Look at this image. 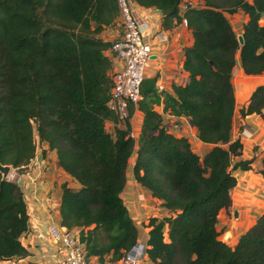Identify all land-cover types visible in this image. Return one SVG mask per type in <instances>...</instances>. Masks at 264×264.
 <instances>
[{"label":"trees","instance_id":"1","mask_svg":"<svg viewBox=\"0 0 264 264\" xmlns=\"http://www.w3.org/2000/svg\"><path fill=\"white\" fill-rule=\"evenodd\" d=\"M162 15V27L184 20L192 36L184 49L183 85L157 91L143 79L136 140L129 124L116 123L105 102L111 88L108 42L98 34L118 17L115 0H0V163L18 173L34 156L33 132L55 153L57 165L78 183L61 184L60 225L78 228L85 256L122 259L136 242V228L119 193L134 150L133 179L160 201L168 215L149 216L143 254L150 264H264V211L229 246L215 230L218 211L227 207L235 184L231 163L241 142H229L234 97L230 84L237 51L245 74L264 72V0H202L181 14V0H132ZM242 11L239 45L225 14ZM189 119L197 138L211 147L196 155L185 137L167 132L154 110ZM264 87L256 86L241 117L262 115ZM132 108L129 107V114ZM264 178V154L259 171ZM164 227L166 231L164 232ZM27 214L17 183L0 179V261L25 257L19 241Z\"/></svg>","mask_w":264,"mask_h":264},{"label":"crops","instance_id":"2","mask_svg":"<svg viewBox=\"0 0 264 264\" xmlns=\"http://www.w3.org/2000/svg\"><path fill=\"white\" fill-rule=\"evenodd\" d=\"M199 6L202 0H194ZM251 2V0H247ZM132 11L135 17L148 22L144 39L150 45V56L144 71V79L153 81L157 91L171 93L172 85H183L187 80V72L182 68L184 49L192 42L190 31L183 21L171 26L162 27V15L153 8H144L132 1ZM232 31L241 35L242 25L247 19L242 11L225 14ZM258 23L264 25V12ZM120 28L118 17L104 28L97 36L103 42L118 38ZM103 54L110 61V73L117 69L119 64L110 59L104 49ZM230 84L232 86L234 105L229 131V142L238 139L242 147L231 156V163L236 161H249L250 168L242 170L236 168L232 171L235 184L229 191V203L227 207L218 211L215 230L218 239L229 246H233L238 236L250 227L256 217L264 211V178L259 173L261 159L264 154V108L262 115L251 113L241 117L239 109L245 107L249 96L256 86L264 87V72L256 75L245 74L240 66L238 53L234 55V66L231 70ZM154 110L160 114L162 124L167 132L176 137H185L190 149L201 157L210 147V144L201 142L197 138L195 127L184 116H173L162 111L161 100L154 105ZM142 113L137 105L132 107L129 124L130 129L139 133ZM114 127L121 125L111 121H104L106 132L113 134ZM46 146V145H45ZM136 145H134V150ZM134 150L127 160L126 181L119 193L123 205L127 209L128 216L136 228V242L145 246L147 239L146 219L149 216H167V210L160 206V201L151 197L149 192L140 186L131 173L134 161ZM53 161L43 162L44 169L39 173L31 174L40 176L32 181L30 176L19 174L17 182L21 190L27 214V229L19 237V241L28 254L22 258L0 261V264H57L59 259V245L53 243L47 235L46 227L51 224L60 225L58 206L60 201L61 184L70 188H77L78 183L66 174L56 162L54 151ZM41 162V161H40ZM128 163L130 169L127 171ZM77 233L78 228H70ZM166 227H164V232ZM136 264H150L146 256ZM110 254L104 256L102 264H121V259L110 261ZM143 258V259H142ZM90 264H98L97 257H89Z\"/></svg>","mask_w":264,"mask_h":264},{"label":"built area","instance_id":"3","mask_svg":"<svg viewBox=\"0 0 264 264\" xmlns=\"http://www.w3.org/2000/svg\"><path fill=\"white\" fill-rule=\"evenodd\" d=\"M115 2L120 35L110 40L105 50L109 58L116 60L119 66L110 73L111 88L105 105L115 115L116 123L124 127L126 122L129 124V107L137 105L141 98L140 85L149 61L150 45L144 39L148 22L135 17L132 11V0H115ZM188 7H199V5L194 0H181L178 4L179 13L181 14ZM128 136L133 140L137 137L130 129V124ZM34 160H37L36 156H33L25 166L22 172L24 175L34 170L41 172L39 169L41 162ZM16 179L18 182L19 174ZM46 232L50 240L59 245L60 256L57 264H90L89 258L85 256L84 244L79 241L77 233L54 223L46 227ZM137 246L140 247L135 261L137 262L143 254L144 245L135 242L130 252L128 251L122 257L121 264H127V260L132 258V252Z\"/></svg>","mask_w":264,"mask_h":264},{"label":"rangeland","instance_id":"4","mask_svg":"<svg viewBox=\"0 0 264 264\" xmlns=\"http://www.w3.org/2000/svg\"><path fill=\"white\" fill-rule=\"evenodd\" d=\"M33 141H34V145H35L34 156H36V159H37V160H34V161L35 162L41 161L40 164H42V165L39 167V169H40V171H42V169H44L43 167H45L44 164H43V162H48L49 163L50 161H53L54 154H53V152H51L50 150L47 149V147L45 146L46 145L45 143L39 142L37 140L36 135H35L34 132H33ZM129 169H130V163H128L127 171H129ZM18 174H20V173L16 172L14 170V168H13V170L11 171V173H10V175L8 177V180H12L14 182H17V179L16 178H17ZM27 176H30V179H33V181H34L40 175L39 174L33 175V174L30 173ZM146 221H147V219H146ZM142 255L139 257V259L137 260V262L141 259V257H143Z\"/></svg>","mask_w":264,"mask_h":264},{"label":"water","instance_id":"5","mask_svg":"<svg viewBox=\"0 0 264 264\" xmlns=\"http://www.w3.org/2000/svg\"><path fill=\"white\" fill-rule=\"evenodd\" d=\"M236 40H237L238 44L240 45L242 43L241 35H237L236 36ZM12 170H13V168H12L11 165H9V164H1L0 163V179H8V177H9V175H10ZM129 252H130V250H129Z\"/></svg>","mask_w":264,"mask_h":264},{"label":"bare ground","instance_id":"6","mask_svg":"<svg viewBox=\"0 0 264 264\" xmlns=\"http://www.w3.org/2000/svg\"><path fill=\"white\" fill-rule=\"evenodd\" d=\"M139 250H140V247L139 246H137L134 250H133V252H132V258H130V259H128L127 260V264H136V258H137V254H138V252H139Z\"/></svg>","mask_w":264,"mask_h":264}]
</instances>
